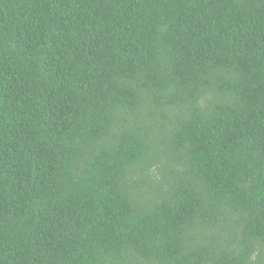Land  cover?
Instances as JSON below:
<instances>
[{
  "label": "trees",
  "instance_id": "16d2710c",
  "mask_svg": "<svg viewBox=\"0 0 264 264\" xmlns=\"http://www.w3.org/2000/svg\"><path fill=\"white\" fill-rule=\"evenodd\" d=\"M0 264H264V0H0Z\"/></svg>",
  "mask_w": 264,
  "mask_h": 264
}]
</instances>
